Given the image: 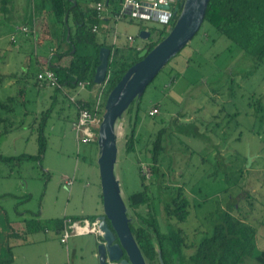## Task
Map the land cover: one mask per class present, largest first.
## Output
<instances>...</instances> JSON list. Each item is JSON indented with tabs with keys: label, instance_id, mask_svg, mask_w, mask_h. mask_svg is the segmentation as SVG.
I'll list each match as a JSON object with an SVG mask.
<instances>
[{
	"label": "rangeland",
	"instance_id": "1",
	"mask_svg": "<svg viewBox=\"0 0 264 264\" xmlns=\"http://www.w3.org/2000/svg\"><path fill=\"white\" fill-rule=\"evenodd\" d=\"M176 7L180 14L181 5ZM7 8V13L0 11V22H4L0 23V100L15 96L18 103L10 113L0 109V117L8 118L0 126V156H37L41 124L47 142L40 160L15 165L0 161V256L10 252L12 264H66L68 260L71 263L74 256L70 241L69 255L59 236L36 230L28 236L32 245L21 247L18 232L25 220L51 226L57 219L75 216L77 208L90 206L92 197L102 204L98 142L83 144L77 140L72 126L73 109L63 93L53 104L48 98V92L53 90L35 85L39 66L33 62L25 70L29 57L40 54L47 59L54 46L51 41L38 47L22 43L24 53H18L22 42L18 30L27 26L18 22V0H13ZM3 16L8 18L5 20ZM170 24L121 19L117 27L114 22L113 34L116 30L118 41L124 44L129 42V35L135 36L136 44L142 45L144 41L138 37L140 26L166 35ZM44 33L50 34L48 28ZM251 59L204 23L143 94L134 152L126 153L130 114L124 113L117 124L116 174L126 204L132 194L143 189L139 166L147 182L152 181L150 150L160 131L165 132L160 155L164 177L159 181L172 191L182 188L191 201L189 217L180 224L188 245L199 241L211 229L216 216L235 201L233 214L239 219L245 217L255 227L257 252L264 249V57L256 71L246 76L254 68ZM155 105L162 110L150 116ZM176 117L179 121H175ZM195 127L203 136L191 134ZM218 150L223 159L217 158ZM219 163L220 172L215 174ZM65 178L75 182L74 185L63 186ZM161 211L159 220L166 231ZM147 212V207L138 210L141 215ZM46 241L54 242L55 248L48 251L43 244ZM81 259V264H90L88 255ZM247 261L246 264H256L251 258ZM0 264L4 262L0 260Z\"/></svg>",
	"mask_w": 264,
	"mask_h": 264
},
{
	"label": "trees",
	"instance_id": "2",
	"mask_svg": "<svg viewBox=\"0 0 264 264\" xmlns=\"http://www.w3.org/2000/svg\"><path fill=\"white\" fill-rule=\"evenodd\" d=\"M12 1L0 0V11L7 13V5ZM100 1L104 3L107 10L111 11V19L113 20L111 29L114 32V22H118L115 16L119 14L123 0H87L86 4L80 2L74 4L72 0H48L53 24L60 26L61 30L58 35L50 33L42 37L43 42H50L56 36L59 37V41L56 48L53 51H49L48 55H46L47 59H44L40 54L36 55L45 60V63H40L38 60L40 69L35 74V85L39 89L53 90L55 97L53 104L57 102V96L63 93L65 98L68 99L65 101H68L73 109L74 114H71L73 122L78 118L80 109L84 107L91 108L98 103L100 98L106 102L109 92L117 85L126 72L140 61L139 54L142 50L148 49L151 51L168 35V33L165 35V32L158 34L149 29L151 36L141 48L136 45L131 46L128 43H116V30L113 39L112 36L110 37L113 41H108L107 38L102 41L97 34L98 32H93V27L100 24L99 12L95 5L94 7L90 6L91 3ZM7 18L3 16V19L6 20ZM177 19L178 16L172 19L171 28ZM0 23L4 24V22ZM204 23L211 25L218 34L224 36L240 47L245 54L251 56L254 68L246 76L254 73L256 68L262 64L264 57V0H210L202 25ZM26 28L29 30L24 32L18 30V33L22 34L19 39L22 40L21 43L29 41V44H33L38 39V30L29 24ZM144 29L146 28L140 26V30ZM42 32L44 33V30ZM1 34H3V31ZM38 40L36 41L37 43ZM63 46L65 47L64 51L62 50ZM22 47L23 45L18 46V52ZM103 47L108 48L110 53L107 78L100 85V93L102 94L99 95L97 93L94 97L90 96L88 99H81L78 96L74 97L73 95L77 92L81 82L90 90L98 86L94 78L96 69L100 65L99 54ZM48 59L49 62L46 65ZM46 70H51L55 73L60 86L48 87L45 84H40L38 74ZM26 74L27 76L29 75L28 72ZM27 76L25 77L28 78ZM20 95L22 94L20 93ZM104 101L101 106L102 111L105 109ZM141 102L142 97L136 98L125 112L129 113L131 118V130L126 142V153L134 152L136 148ZM17 103L18 98L15 96L8 97L5 101L0 100V109L10 113L14 110ZM154 108L159 110V105H155ZM51 109L47 110L45 118L49 115ZM7 119L0 117V126L6 123ZM175 121H179V117H176ZM196 130L197 128L195 127L191 133L193 136H203ZM163 134L165 135V132L160 131L158 140L152 150H150L151 157L149 160L153 177L151 184L147 182L145 175L142 173V168L139 166L143 189L132 194L127 200L128 216H131V212L135 214V217H130V228L146 262L148 264H160L158 247L162 253L164 264H246L249 258L256 264H264V249L257 252L256 229L245 220V217H243L244 219H239L233 214L232 211L236 207L235 201L230 202L226 210L216 216L212 222L211 229L199 241L195 240L191 245L186 243V237L184 231L180 228V224L186 222L189 217L191 201L182 188L172 191L167 186L164 187L159 181L164 177L160 161ZM239 139L237 138V140ZM46 142L44 128H42L41 124L38 136L39 153L37 156L23 154L7 157L1 155L0 161L15 165L27 160H40L46 150ZM170 143H167V145H170ZM219 154L220 151L218 150L217 158H221ZM221 159L220 163L222 164L223 161ZM220 163L215 174L220 172ZM226 179L229 180L228 177ZM142 207L148 208L146 215L138 213V210ZM160 211L165 220L166 231H163L159 220ZM68 219L71 218L54 221L58 231L63 233L65 221ZM71 220L79 221L80 219L72 218ZM24 227V233H18V238L23 239L28 232H34L35 230L47 231L48 229L47 226L34 220L30 222L25 220ZM187 250H191V252ZM6 257L11 258L6 259ZM0 260L4 264L6 262L12 264L13 254L7 252L5 257L0 256Z\"/></svg>",
	"mask_w": 264,
	"mask_h": 264
},
{
	"label": "water",
	"instance_id": "3",
	"mask_svg": "<svg viewBox=\"0 0 264 264\" xmlns=\"http://www.w3.org/2000/svg\"><path fill=\"white\" fill-rule=\"evenodd\" d=\"M210 0H185L183 9L170 29L151 51L143 49L140 61L134 64L109 92L103 120L98 131L103 214L97 218L102 240L97 246L99 264H147L130 228L127 204L121 195V184L116 174L118 159L117 124L136 98L142 97L147 87L166 64L186 47L200 30ZM150 31L141 30L138 37L147 41ZM109 49L101 48L100 65L94 81L102 85L107 78ZM160 264H164L157 247ZM125 255V257H124Z\"/></svg>",
	"mask_w": 264,
	"mask_h": 264
},
{
	"label": "crops",
	"instance_id": "4",
	"mask_svg": "<svg viewBox=\"0 0 264 264\" xmlns=\"http://www.w3.org/2000/svg\"><path fill=\"white\" fill-rule=\"evenodd\" d=\"M72 1L74 2V4H76V2L86 4L87 0H85V1L84 0H72ZM96 3H91L90 6L94 7V5ZM49 9H50V7H49L48 0H18V22L22 21L21 24L19 23L20 26L21 25H27L28 26V24H29V25L34 26V28L36 27V29L38 30V34H39L38 39L39 40L37 39L38 43L36 42L37 40L35 41L36 43L35 42L33 43L35 45V47L43 45L44 42L42 41L43 36L41 35V33H43L42 31L44 29L48 28V31H50V33H52L53 35L60 34L61 28L57 24H55V23L53 24V20L50 16L51 14L49 12ZM103 17H104V20H102V22H100L99 31L97 34L100 37V39H103V40H105V38L108 39V37L110 38L111 36L113 39L114 34H113V30L111 29V27H112L111 25L113 23V20L111 19V17H112L111 11L105 9V11L103 13ZM117 23H116V27H117ZM138 30H139V32L141 31L140 27ZM116 33H117V31H116ZM43 35H44V33H43ZM129 36H131V35H129ZM128 37H127V40H128ZM132 37H133L132 41L128 40L129 45H131V46L136 45L138 48L143 47V45L145 44V40H143L144 43L142 45H139V44L137 45L135 36H132ZM115 40H116V43L121 44V42L118 41V35L115 38ZM58 41H59L58 36H56L54 40H51L54 47H51L49 51H53V49L56 48ZM25 43L29 44V41H24V44ZM20 45L22 46V43ZM23 48H24V46L22 47V49ZM22 49L18 53L23 54ZM38 60L40 61V63H45V60L39 58L38 56H35V57L30 56L29 61H28L29 65H28L27 69H25V70H28L33 62L36 63L40 69V64L38 63ZM48 62H49V59L47 60L46 65L48 64ZM39 69L37 72H39ZM100 88L101 87L99 85L97 87L93 88V90H90L88 88L81 89L80 87H78V90L75 94L79 95L78 97H80L81 99H88L90 96L94 97L98 92H100L101 91ZM81 93H83V94H81ZM75 94L73 95L74 97H76ZM74 97H73V99H74ZM48 98H49L50 102H54L55 97H54L53 91L48 92ZM160 110H162L161 106H159V113H160ZM71 114L73 115L74 112L71 111ZM65 180H66V178L64 179V185L63 186L66 187ZM74 183L75 182H73L70 187H72L74 185ZM100 197L102 200V195H100ZM89 203H91L89 207H86L83 205L80 208H77L74 211L75 216H72L70 218L71 219L72 218L73 219H80V220H83V219L97 220V218L103 214V206H102V204H100L98 202L97 199H96V201H94L93 197L89 200ZM64 218H68V217L66 216ZM64 218H62V219H64ZM23 227H24V225H23ZM47 227H48V229H47V231H45V233L53 232L57 235V237L59 236V238H61L62 232L58 231L54 224H53V226H47ZM24 231H25V227L23 229H21L18 233H24ZM33 233L34 232H30V233L28 232L27 235H25V237L23 239H18V246L28 247V246L32 245V243H30V241L28 240V236L33 234ZM101 238L102 237H97L94 234L73 235V236L69 237V239L67 240V243H66V247L68 249V242L70 241V246H71V250H73L74 259L71 263L69 262V260H68V262L70 264H81L80 260H82L81 258H83V255L86 254L90 257V264H99L98 263L99 261H98V254H97V246L100 243ZM53 243L54 242H47L46 241L43 244L47 245L46 249L49 251L50 248H53V247L55 248ZM67 254L70 255L69 249L67 250ZM46 255H49V252H47Z\"/></svg>",
	"mask_w": 264,
	"mask_h": 264
},
{
	"label": "built area",
	"instance_id": "5",
	"mask_svg": "<svg viewBox=\"0 0 264 264\" xmlns=\"http://www.w3.org/2000/svg\"><path fill=\"white\" fill-rule=\"evenodd\" d=\"M185 0H123L121 10L117 16V20H129L137 22H161L170 24L175 16L179 17V13L176 11V6L181 5V11L183 9ZM97 11L99 12L100 22L104 20L102 12L105 11V5L103 2H97L95 4ZM99 25L93 27V32L99 31ZM21 30L28 31L26 27ZM150 31L148 28L144 29ZM129 41L133 40L132 36L128 37ZM38 80L41 85L45 84L48 87L60 86L55 73L51 70H46L38 74ZM81 89H85L86 85L81 82L79 84ZM101 92V91H100ZM98 92V94H102ZM104 99L100 98L98 103L91 108H82L79 111L78 118L72 122L73 129L76 133L77 140L83 144H89L94 142L98 138L99 127L103 120V114L101 106ZM105 103V101H104ZM105 106V105H104ZM103 112V113H102ZM159 112L158 108H153L150 111V115L154 116ZM73 181L71 179L65 180L66 186H71ZM94 234L97 237H102V232L99 228L98 220L83 219L79 221H73L68 219L65 221V227L61 235V242L67 243L69 237L73 235ZM66 264H70L67 262Z\"/></svg>",
	"mask_w": 264,
	"mask_h": 264
},
{
	"label": "flooded vegetation",
	"instance_id": "6",
	"mask_svg": "<svg viewBox=\"0 0 264 264\" xmlns=\"http://www.w3.org/2000/svg\"><path fill=\"white\" fill-rule=\"evenodd\" d=\"M124 257H125V255H124Z\"/></svg>",
	"mask_w": 264,
	"mask_h": 264
}]
</instances>
